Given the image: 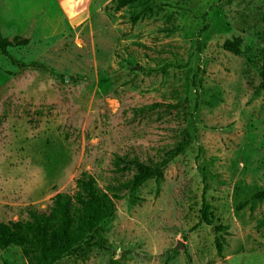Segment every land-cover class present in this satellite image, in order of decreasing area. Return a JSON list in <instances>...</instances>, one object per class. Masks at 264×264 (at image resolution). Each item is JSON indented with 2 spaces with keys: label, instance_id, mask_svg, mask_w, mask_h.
<instances>
[{
  "label": "rangeland",
  "instance_id": "rangeland-1",
  "mask_svg": "<svg viewBox=\"0 0 264 264\" xmlns=\"http://www.w3.org/2000/svg\"><path fill=\"white\" fill-rule=\"evenodd\" d=\"M115 2L51 35L0 19L12 57L48 68L0 53V221L46 211L86 171L121 197L105 247L60 264H264V0H151L134 23ZM236 36L237 55L222 47ZM135 161L162 178L132 190ZM205 185L225 231L200 222ZM0 264L26 263L9 246Z\"/></svg>",
  "mask_w": 264,
  "mask_h": 264
},
{
  "label": "trees",
  "instance_id": "trees-1",
  "mask_svg": "<svg viewBox=\"0 0 264 264\" xmlns=\"http://www.w3.org/2000/svg\"><path fill=\"white\" fill-rule=\"evenodd\" d=\"M151 0H116L115 9L131 8V22L137 21L150 11ZM241 38L236 36L226 39L222 47L233 54L240 53ZM22 40L20 43H24ZM11 42L0 35V53L10 59L11 63L22 68L47 70V66L31 63H18L8 52ZM260 81L257 90H264V55L260 67ZM185 144H178L167 151L173 158L184 151ZM135 173L130 180L132 190L154 179L157 183L162 178V170L156 164L134 162ZM205 180V174L203 173ZM206 185L203 188L200 208V222L212 226L215 232H222L227 226L216 223L210 216L209 204L205 198ZM121 196L98 186L96 178L86 171H81L75 179L73 193L58 192L51 198L46 211L28 209L25 218L0 221V249L9 246L17 247L25 258L26 264H60L76 252L90 249H103L106 238L104 232L112 220L115 211V200ZM264 191L253 195V199L262 200ZM136 198L132 195L131 202ZM217 254L222 253V243L215 240Z\"/></svg>",
  "mask_w": 264,
  "mask_h": 264
},
{
  "label": "crops",
  "instance_id": "crops-1",
  "mask_svg": "<svg viewBox=\"0 0 264 264\" xmlns=\"http://www.w3.org/2000/svg\"><path fill=\"white\" fill-rule=\"evenodd\" d=\"M92 0H0V19L34 20L43 35L57 33L52 20L63 18L75 25L89 15ZM68 25H65L66 27Z\"/></svg>",
  "mask_w": 264,
  "mask_h": 264
}]
</instances>
